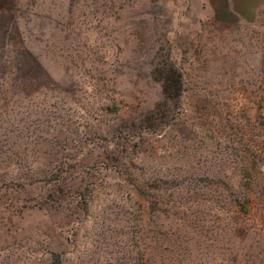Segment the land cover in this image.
I'll return each mask as SVG.
<instances>
[{
    "label": "rangeland",
    "instance_id": "1",
    "mask_svg": "<svg viewBox=\"0 0 264 264\" xmlns=\"http://www.w3.org/2000/svg\"><path fill=\"white\" fill-rule=\"evenodd\" d=\"M0 264H264V12L0 0Z\"/></svg>",
    "mask_w": 264,
    "mask_h": 264
},
{
    "label": "crops",
    "instance_id": "2",
    "mask_svg": "<svg viewBox=\"0 0 264 264\" xmlns=\"http://www.w3.org/2000/svg\"><path fill=\"white\" fill-rule=\"evenodd\" d=\"M228 12L256 14L264 12V0H226Z\"/></svg>",
    "mask_w": 264,
    "mask_h": 264
}]
</instances>
